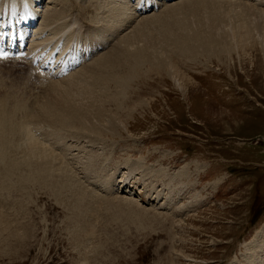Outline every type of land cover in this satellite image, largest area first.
Segmentation results:
<instances>
[{
    "label": "rangeland",
    "instance_id": "obj_1",
    "mask_svg": "<svg viewBox=\"0 0 264 264\" xmlns=\"http://www.w3.org/2000/svg\"><path fill=\"white\" fill-rule=\"evenodd\" d=\"M49 1L45 10L54 4L62 12L67 2L63 17L71 12L89 25L103 24L110 14L101 0L84 6ZM161 5L156 15L166 9ZM216 6L209 5L210 13L218 15ZM220 6L235 13L223 23L236 25L233 32L242 36L225 34L227 50L214 27L199 42L197 59L174 54L182 89L165 75L127 84L119 107L104 111L119 133L86 137L35 122L59 132L71 150L62 163L54 151L56 173L42 171L34 160L12 165L28 150L26 139H14L20 142L7 155L9 172L0 170V264H248L242 244L264 226V11ZM184 8L210 20L200 5ZM61 19L49 24L45 18L52 35L62 32L67 21L59 26ZM200 21L194 28L201 30ZM176 34L171 22L150 36L160 49L162 36ZM88 87L85 98L99 95L102 85L92 81ZM112 170L117 180L129 174L128 190L102 186Z\"/></svg>",
    "mask_w": 264,
    "mask_h": 264
},
{
    "label": "bare ground",
    "instance_id": "obj_2",
    "mask_svg": "<svg viewBox=\"0 0 264 264\" xmlns=\"http://www.w3.org/2000/svg\"><path fill=\"white\" fill-rule=\"evenodd\" d=\"M58 1L60 4L64 3L63 0L62 2L61 0ZM85 1L89 2L90 0H78L83 6L85 5ZM101 1L103 5L105 4L107 10L109 9L110 14L102 17L103 24L95 22L93 25H89L80 21L79 15L73 17L74 15L71 12L65 18L63 17V11L66 9L65 4L67 2L62 6V12H59L54 9V4L45 10L50 4L49 0H0V10L11 14V17H8L10 18L9 29L14 34L20 31L19 19L24 23L22 20L27 18L23 16H28L29 21L25 24L30 26L32 19H35L36 24H44L43 29L47 39L51 40L54 36L58 35V41L59 39H63V41L67 40L70 42L72 39L76 43L85 42L87 48L94 53L84 63L85 66L76 70L72 68L65 69L61 74L62 76H60L62 78L53 77L50 79L35 74L32 68L24 63H21L20 66L15 65L12 61L0 64V68L6 67L5 71L0 72V77L3 78L0 79V158L2 156L0 170L4 171V173L6 172V166L9 164V157L7 155H10L8 153H10L9 151L13 145L21 141L19 138L26 139L24 141L27 143L28 150L25 151V149V152L20 150L23 153V157L21 156L22 158L19 159L20 161H16L15 159L11 161L10 159L9 161H11L12 165H20L23 162L30 163L34 160L38 161L37 164L43 168L41 169L42 171L44 170L47 173L49 171L50 173L51 170L54 172V168L56 170V167L53 166L57 164V157L54 151H58L61 163L62 159L66 157H63L65 154L70 155L71 150L67 151L66 143H63V140H65L64 136H61L59 132L52 131L53 134L49 130L45 131L44 127L40 126H38L40 127V134L34 135L30 127V124L33 123L32 121L36 123L45 121L49 126L53 125L60 129L75 132L76 135L81 134L86 137L87 135L90 136L91 133L95 135L96 132L102 137L119 133L114 126V119L107 118L106 116L109 115L104 111L107 105H111L112 108L116 109L119 107L120 101L118 102V100L126 89L127 84L137 79L159 78L165 75L167 79H173L175 82L173 84L182 89L185 82L175 79L179 70L177 71L172 63V56L174 54L191 60L197 59L200 53L197 49L199 42H202L204 36L211 35L209 29L214 27L220 30L221 41L225 47L227 46L225 34H230L231 37L229 38L233 39L242 36L236 31L233 32L236 25H225L223 23L224 20H230L231 16L235 13L232 10L227 11L221 8V4L229 6L239 5L243 7L242 13L245 12L246 8L256 9L259 13H263L264 11V0H245L246 2H243V0H180L173 4H170L173 0H148L144 5L150 1L157 3V6L148 11V14L147 12L141 14L136 12L135 7L139 5V0ZM94 2L95 0H93L92 5H94ZM161 4L166 5L164 6L166 9L163 8L165 10L156 15L157 9L162 6ZM191 4L200 5L203 12L210 13L209 5L211 4H217L216 8L220 9L218 10V15L210 13V20L202 22L199 15L185 10L184 7ZM58 5L59 3L56 4V7ZM54 17L62 18L59 26L64 21H67V23H64L62 26V32L60 29V32L52 35L48 30L49 25L46 28L45 18L49 20V24H56V20L52 21ZM198 21H200L198 24L201 30L194 28ZM134 22L136 23L131 25ZM171 22L177 26L178 34L170 38L162 36L160 44L164 48L158 49L150 34L157 30H163ZM127 26H130V28L129 30H124V32L122 29ZM33 33L40 35L35 30H33ZM117 37H119L118 40H116ZM112 40L113 42L110 43ZM215 42L218 43L216 39ZM237 44L235 42L233 46L237 47ZM208 50V47H203L204 53ZM64 78L67 79L63 81ZM45 80H48V82H43ZM67 81L70 82L66 83ZM92 81L102 85L101 92L97 96L85 98L84 95L89 96V89L91 87L88 86L91 85ZM37 90L36 94L43 93L39 97V100H37V96H34ZM31 96L34 99L30 102ZM16 114H18L17 117ZM21 118L24 121H21ZM101 119H105L106 121L100 123ZM19 133L21 136H17ZM42 133L45 134L42 135ZM15 138H18L20 141H14ZM46 138L51 140H47L46 145H43L42 141H45ZM91 139L93 138H90V143L94 141ZM99 139L101 140L99 136L96 137V140L99 141ZM49 142L50 146H48ZM17 154L21 155V153ZM61 169L63 170L62 167L59 168L60 171H62ZM8 172L6 173L8 174ZM125 172L119 174L118 178H120L117 180L114 178L115 170L110 171L102 186L113 190L114 188L118 190L126 188L128 190L131 180L129 174H125ZM164 172L165 170L163 169ZM63 173L60 174L59 172L60 175H63ZM3 175L6 176V174ZM55 175H58V173ZM156 197L157 195L153 198ZM242 245L247 249V252H245L247 255L244 256L248 264H264V226L254 235L250 243L245 241ZM257 250H261L260 260H255L253 263L252 256L256 255Z\"/></svg>",
    "mask_w": 264,
    "mask_h": 264
}]
</instances>
